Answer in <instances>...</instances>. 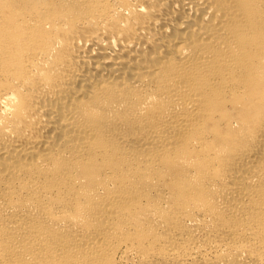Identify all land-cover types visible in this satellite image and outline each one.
<instances>
[{"label": "bare ground", "instance_id": "obj_1", "mask_svg": "<svg viewBox=\"0 0 264 264\" xmlns=\"http://www.w3.org/2000/svg\"><path fill=\"white\" fill-rule=\"evenodd\" d=\"M0 264H264V0H0Z\"/></svg>", "mask_w": 264, "mask_h": 264}]
</instances>
